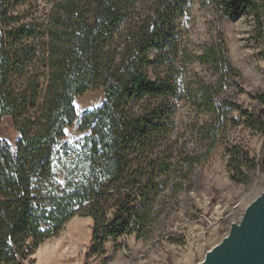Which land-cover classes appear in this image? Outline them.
Instances as JSON below:
<instances>
[{
    "label": "trees",
    "instance_id": "obj_1",
    "mask_svg": "<svg viewBox=\"0 0 264 264\" xmlns=\"http://www.w3.org/2000/svg\"><path fill=\"white\" fill-rule=\"evenodd\" d=\"M34 1L0 3V118L12 117L21 134L15 145L0 140V264H23L76 216L93 220L89 255L105 254L110 239L134 233L146 237L154 223L150 212L159 175L169 168L159 148L173 127L171 101L185 92L208 113L225 106L238 111L246 127L264 134V92L250 94L261 105L257 112L219 101L225 86H238L240 74L224 38L197 57L219 75L220 85L199 81L196 90H185L176 21L195 0H57L44 22L8 27L15 17L7 7ZM214 2L229 19L254 13L264 29V0ZM20 37L43 42L46 68L56 85L49 100L41 102L38 83L20 90L12 80L15 60L9 44ZM100 88L102 105L79 118L75 99ZM38 107L43 128L30 135ZM75 123L86 135L71 147L65 130ZM219 133L216 123L203 127L205 151L189 164L210 156ZM227 153L232 178L246 182L242 168L255 167V161L240 147Z\"/></svg>",
    "mask_w": 264,
    "mask_h": 264
},
{
    "label": "rangeland",
    "instance_id": "obj_2",
    "mask_svg": "<svg viewBox=\"0 0 264 264\" xmlns=\"http://www.w3.org/2000/svg\"><path fill=\"white\" fill-rule=\"evenodd\" d=\"M56 1L36 0L23 7L9 5L6 11L15 21L8 27L44 22ZM261 18L264 19V12ZM176 27L182 51L178 65L184 69L182 81L186 91L196 90L199 81L220 85L219 75L197 57L205 46L222 37L231 64L240 74L236 78L238 86H225L219 101L237 102L251 112L261 109L260 103L250 96L264 92V29L259 27L254 13L229 19L214 0H195L177 19ZM9 49L15 60V86L21 90L30 83H38L41 102L46 101L56 91V85L46 68L43 42L20 37L10 42ZM185 54L191 59L183 57ZM182 58L187 59L183 66ZM103 101V88L77 97L79 118L84 110L99 108ZM171 103L175 108L173 127L159 148V155L167 160L169 168L159 175V194L151 208L154 223L149 234L110 239L105 244V254L89 255L93 220L76 216L57 236L40 244L23 264H198L229 234L233 223H240L248 206L264 192V134L246 127L244 118L230 107L208 113L187 92ZM41 110L38 107L33 111L32 126L27 130L30 135L43 128ZM207 123L220 127L217 145L204 162L191 165L189 159L205 151L202 129ZM65 133V141L71 147H77L86 135L79 130L78 123L66 128ZM20 136L12 117L0 118V140L15 145ZM235 146L248 152L256 163L253 168H242L248 176L246 182L233 179L229 169L227 150Z\"/></svg>",
    "mask_w": 264,
    "mask_h": 264
},
{
    "label": "water",
    "instance_id": "obj_3",
    "mask_svg": "<svg viewBox=\"0 0 264 264\" xmlns=\"http://www.w3.org/2000/svg\"><path fill=\"white\" fill-rule=\"evenodd\" d=\"M198 264H264V192Z\"/></svg>",
    "mask_w": 264,
    "mask_h": 264
}]
</instances>
